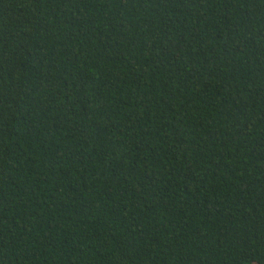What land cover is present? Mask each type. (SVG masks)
I'll return each mask as SVG.
<instances>
[{
	"label": "trees",
	"instance_id": "trees-1",
	"mask_svg": "<svg viewBox=\"0 0 264 264\" xmlns=\"http://www.w3.org/2000/svg\"><path fill=\"white\" fill-rule=\"evenodd\" d=\"M0 264H264V0H0Z\"/></svg>",
	"mask_w": 264,
	"mask_h": 264
}]
</instances>
